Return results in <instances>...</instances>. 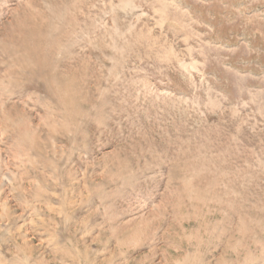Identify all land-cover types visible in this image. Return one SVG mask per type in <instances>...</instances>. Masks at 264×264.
<instances>
[{"label": "rangeland", "instance_id": "1", "mask_svg": "<svg viewBox=\"0 0 264 264\" xmlns=\"http://www.w3.org/2000/svg\"><path fill=\"white\" fill-rule=\"evenodd\" d=\"M0 264H264V0H0Z\"/></svg>", "mask_w": 264, "mask_h": 264}]
</instances>
